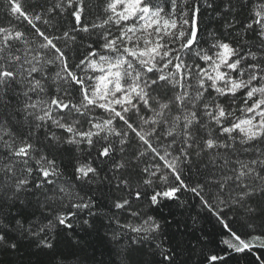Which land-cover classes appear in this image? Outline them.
I'll list each match as a JSON object with an SVG mask.
<instances>
[{
    "label": "snow or ice",
    "instance_id": "1",
    "mask_svg": "<svg viewBox=\"0 0 264 264\" xmlns=\"http://www.w3.org/2000/svg\"><path fill=\"white\" fill-rule=\"evenodd\" d=\"M0 264H264V0H0Z\"/></svg>",
    "mask_w": 264,
    "mask_h": 264
},
{
    "label": "trees",
    "instance_id": "2",
    "mask_svg": "<svg viewBox=\"0 0 264 264\" xmlns=\"http://www.w3.org/2000/svg\"><path fill=\"white\" fill-rule=\"evenodd\" d=\"M206 229H208L209 231L212 230V225L211 224H205L203 225Z\"/></svg>",
    "mask_w": 264,
    "mask_h": 264
}]
</instances>
